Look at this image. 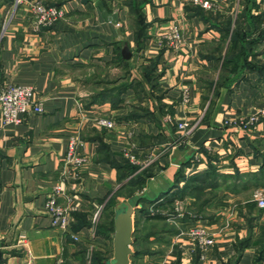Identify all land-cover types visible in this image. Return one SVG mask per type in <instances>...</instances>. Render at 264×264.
<instances>
[{
  "label": "crops",
  "instance_id": "crops-1",
  "mask_svg": "<svg viewBox=\"0 0 264 264\" xmlns=\"http://www.w3.org/2000/svg\"><path fill=\"white\" fill-rule=\"evenodd\" d=\"M13 1L0 0V84L34 87L43 110L8 123L0 113V264H107L111 218L98 228L102 206L115 193V202L146 194L156 177L168 187L134 210L130 264H263L264 208L254 194L264 193V115L254 124L241 120L264 107V83L239 63L263 56L264 0H212L214 9L191 0H101L116 22L93 0H43L64 16L37 30ZM228 20L245 50L228 59L230 67ZM173 23L183 36L177 50L162 41ZM72 134L83 140L87 161L80 179L62 182ZM180 140L177 148L194 152L175 164L166 147ZM138 174L139 186L122 192ZM59 183L58 202L71 209L67 228L52 224L45 208ZM189 210L219 233L205 256L180 234Z\"/></svg>",
  "mask_w": 264,
  "mask_h": 264
},
{
  "label": "built area",
  "instance_id": "built-area-1",
  "mask_svg": "<svg viewBox=\"0 0 264 264\" xmlns=\"http://www.w3.org/2000/svg\"><path fill=\"white\" fill-rule=\"evenodd\" d=\"M191 2L206 9L215 8L212 0H191ZM19 7L24 8L34 15L32 26H34L33 28L35 30L64 16V10L61 6L48 5L42 0H14L13 8L18 9ZM162 41L167 47L177 50L182 44V34L179 25L175 23L171 24L168 30L162 34ZM183 96L184 99L188 98L187 89L183 91ZM42 110L40 101L34 97V87L10 82L0 84V113L2 114L3 122H18L20 120V113H27L30 111L41 112ZM263 115L264 107H261L257 112L241 120V123H243V125L254 124ZM98 123L106 127L114 126L113 120L107 117H100ZM184 124L185 123H179V126H184ZM183 140L171 143L166 149L172 150L177 148V146L183 143ZM83 147L84 142L82 139L75 134L70 135L60 178L62 182H65L68 177L72 178L74 181L81 178V167L87 161L86 156L81 152ZM125 155L129 157L132 162H139L130 152H125ZM153 160L154 158L151 156L149 159L142 161L140 165L144 167ZM63 192L62 185L60 183L55 184L45 200V208L52 218V224L67 228L70 222L71 209L58 202V196L62 195ZM254 199L260 208H264V193L262 191L255 192ZM154 206L153 204L150 208L154 210ZM184 214L185 212L183 211L179 213L180 216H184ZM186 215L187 219H190V225L187 229L181 231L180 234L189 237L200 250L201 256H205L207 250L215 243L219 233L216 229L209 228L206 220L200 215L190 212H187ZM96 217L97 213L93 216V222L96 221ZM93 231L94 230H91V232ZM73 238L77 239V235H73ZM26 242L27 238L25 235H21L17 244L24 246Z\"/></svg>",
  "mask_w": 264,
  "mask_h": 264
},
{
  "label": "water",
  "instance_id": "water-1",
  "mask_svg": "<svg viewBox=\"0 0 264 264\" xmlns=\"http://www.w3.org/2000/svg\"><path fill=\"white\" fill-rule=\"evenodd\" d=\"M100 8L103 15L114 22L117 21L116 13H109L105 8L101 0H93ZM122 56L129 58L131 53L126 45H123L121 49ZM187 151V147L184 150L175 148L172 152L173 163L182 164L185 163L189 157L193 154L194 150L190 149L187 151L183 159L178 160L177 154L184 153ZM157 182L160 185H157ZM168 183L165 182L162 177H156L148 183V187L145 189V193L150 197L154 198L156 194L166 190ZM136 197L129 198L127 200L119 201L114 207V218H113V231L112 237V256L106 260L107 264H130V255L132 254L131 244L133 242V213L135 210Z\"/></svg>",
  "mask_w": 264,
  "mask_h": 264
},
{
  "label": "trees",
  "instance_id": "trees-1",
  "mask_svg": "<svg viewBox=\"0 0 264 264\" xmlns=\"http://www.w3.org/2000/svg\"><path fill=\"white\" fill-rule=\"evenodd\" d=\"M236 24H237V22H235V25ZM230 25L231 24H230L229 20L225 22V26L226 27H225V30H224V34L228 35L230 33V43H231V45L228 47L227 52H226V60L224 62V66H226V67L232 66V65L228 64V59L231 58L232 60H239L240 58H243L245 56L244 48L241 47V46H236V41L237 40H242L244 35L242 33H240L238 30H236V28H233L230 31ZM239 66H241L240 70H242L244 68H246V69L247 68L256 69L258 71L261 79L263 78V81H264V61L261 64H259V65H257L256 62L255 63H250V64L248 62H242V63H239ZM141 175L142 174H138L137 176L133 177L132 179H129L128 182L125 183V187H126L125 189L126 190L130 189V192H131L132 189L136 185L139 186V183L143 180ZM115 195H116V193H115ZM115 195L113 194L111 196V198L109 199V201L105 204L108 207L113 206V210H114V207H115V205L117 203V202H114V199H113V197H115ZM134 197H136V199L134 201L135 210H138L137 206L138 205L142 206L143 204H145L146 199H148L146 194H144V193H140V195H135ZM129 198H133V197H129ZM156 216H160V214L156 215ZM112 217L114 218V211H113V216ZM113 218H111V221H110V229H111V231H113Z\"/></svg>",
  "mask_w": 264,
  "mask_h": 264
},
{
  "label": "rangeland",
  "instance_id": "rangeland-1",
  "mask_svg": "<svg viewBox=\"0 0 264 264\" xmlns=\"http://www.w3.org/2000/svg\"><path fill=\"white\" fill-rule=\"evenodd\" d=\"M43 1V0H42ZM44 2V1H43ZM45 3V2H44ZM214 3V2H213ZM45 4H47V3H45ZM49 5V4H48ZM196 5V4H195ZM215 5V4H214ZM58 6V5H57ZM216 8V7H215ZM206 9V8H205ZM214 9V8H213ZM31 13V12H30ZM31 24H32V20H34V15L31 13ZM59 20V18L58 19H56L55 21H53L52 23H49L48 25H51V24H53V23H55L56 21H58ZM34 27V26H33ZM180 27V26H179ZM34 29V28H33ZM180 29H181V27H180ZM182 34V33H181ZM182 41H183V36H182ZM232 47V46H231ZM173 50V49H172ZM261 50V49H260ZM263 53V56H262V58L260 59V60H258L256 63H257V65H259V64H261L263 61H264V52H262ZM262 80V82L264 83V81H263V78L261 79ZM244 119H246V118H244ZM243 119V120H244ZM152 156V155H151ZM151 156H149V157H147L146 159H149ZM148 165H150V164H148ZM128 189V188H127ZM122 192H124V193H129L130 192V189L129 190H124V191H122ZM113 199H115L114 197H113ZM115 202V201H114ZM108 206L106 205V207H104V206H102V210H101V212H100V220H99V222H98V228L99 227H105L106 226V224H105V221L107 220V219H110V218H112V214H111V208L109 207V208H107ZM188 212V211H187ZM189 212H193L194 214H199L198 213V211H190L189 210ZM102 222V223H101ZM166 230H170V227H166L165 228ZM92 254V253H91ZM90 254V255H91ZM89 255V256H90ZM88 256V257H89ZM92 256V255H91Z\"/></svg>",
  "mask_w": 264,
  "mask_h": 264
}]
</instances>
